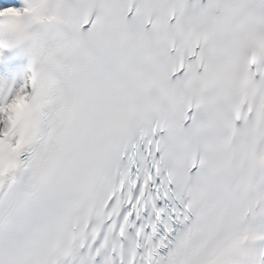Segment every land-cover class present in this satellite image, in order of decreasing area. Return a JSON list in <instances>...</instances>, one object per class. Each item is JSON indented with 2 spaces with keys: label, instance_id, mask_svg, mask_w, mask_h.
<instances>
[{
  "label": "snow or ice",
  "instance_id": "obj_1",
  "mask_svg": "<svg viewBox=\"0 0 264 264\" xmlns=\"http://www.w3.org/2000/svg\"><path fill=\"white\" fill-rule=\"evenodd\" d=\"M0 264H264V0H0Z\"/></svg>",
  "mask_w": 264,
  "mask_h": 264
}]
</instances>
